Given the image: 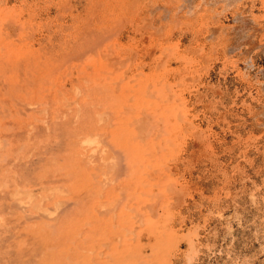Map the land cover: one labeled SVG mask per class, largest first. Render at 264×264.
Here are the masks:
<instances>
[{"label":"bare ground","instance_id":"obj_1","mask_svg":"<svg viewBox=\"0 0 264 264\" xmlns=\"http://www.w3.org/2000/svg\"><path fill=\"white\" fill-rule=\"evenodd\" d=\"M193 1L0 0V185L5 186L0 187V200L6 201L9 210H19L17 220L26 219L25 224L17 222V236L13 240L10 237L15 233L12 230L15 223L12 221L8 230L0 227V250L4 247L3 241L18 247L14 251L18 256L12 260L5 259L10 252H1L0 264H173V256L179 253V245L175 243L178 236L175 237L171 224L166 223L170 203L163 204L159 196L167 197L170 195L167 193L175 190L181 163L189 169L183 155L190 157L199 149L213 145L207 142L205 134L198 132L199 127L198 131L195 129L193 117L183 114L184 109L189 110L186 99L189 96L185 98L183 92L189 93L191 88L181 85L191 73H186V65L181 68L187 57L185 49L179 48L190 38V33L189 41L201 37L210 41L215 33L220 41L234 29L223 23L227 13L235 23L245 24L246 10L251 12L257 4L264 8V0H244L246 3L203 0L208 5L204 8L203 1L200 4ZM205 17H208L206 21H202ZM210 17L214 19L209 23ZM198 23L205 25V29H197ZM260 23L258 20L259 26H251L248 36L257 28L263 29ZM175 35L176 42L172 39ZM242 35L238 42L242 41ZM173 63L181 66L173 67ZM56 85L54 91L61 99L57 106L47 107L48 99L52 103L57 101L54 92L47 93V88ZM197 90H192L196 92L195 103L203 102L204 96L210 95ZM71 91H77L80 96L85 93L88 98L92 96V104H96L89 108L93 112L88 114L85 111L88 108L80 102L74 108L68 98ZM99 107L104 112H97ZM42 109L51 115L43 118ZM189 127L195 131L187 135ZM41 135L48 142L54 138V144L48 146L50 153H56L50 175L45 173L40 178L34 173L39 158L50 156L46 147L43 156H37L39 161L30 153L28 160L24 158V164L9 165L19 144L34 149L36 141L41 143L37 139ZM189 137L193 138L190 142ZM38 145L41 149V144ZM17 154V158L24 155H19V151ZM10 175L13 176L11 190L7 185ZM41 179L47 184L41 186ZM131 190L143 195L145 200L147 196L152 197L144 204L145 211L141 212L144 216L135 210V203L125 205V209H117L119 201L110 204L115 196L124 198ZM36 191L40 196L50 194V204L54 205L49 209L42 207L45 212L37 211L34 216L37 203L28 202L20 195ZM62 194L66 198L60 199ZM139 208L142 210V206ZM24 210L30 214L27 216Z\"/></svg>","mask_w":264,"mask_h":264},{"label":"rangeland","instance_id":"obj_2","mask_svg":"<svg viewBox=\"0 0 264 264\" xmlns=\"http://www.w3.org/2000/svg\"><path fill=\"white\" fill-rule=\"evenodd\" d=\"M202 1L203 0H199V1L194 0L193 2L200 4ZM242 2H244V0H242ZM204 3H205L204 1L201 3L203 8L208 6ZM244 3H246V1ZM258 5H260V4H257L256 7H258V8H256V7L253 8L251 12L246 10L247 11L245 13V18H246L245 24L247 23L246 25L244 23H240L239 21L238 22L236 21V23H235V21L232 19L231 15H229L227 13L226 14L227 17L225 16L222 18L224 20L223 23L225 22L224 25H226V26L232 25L234 27V29L231 32L229 31L230 33L228 32V34L225 33L223 35V38L220 39V41H219L218 33H215L212 40H210V41L204 40L203 37H201L200 40H196V38H195V40L193 39V40L189 41V39H191V36H192L190 33L188 36L190 38L187 41L186 40L183 41V43H184L183 46L181 45L179 48L181 50L185 49V57H187L186 62H185L186 64L184 62L183 63L181 62L182 63L181 68L183 69L184 66L186 65V67H187L186 70H188V71H186V73L187 74L191 73L190 75H187L188 77L186 76L187 77L186 78L187 80H185L186 82L182 83V85H181L183 88H188V87L191 88L190 89L191 91L189 93L186 90H185L186 92L185 91L183 92L185 94V98L189 96L188 98H186L189 102L188 106H187V108L189 110L187 111L184 109L183 110L184 113L183 112L182 113L184 115L185 114L189 115L190 118L193 117L192 118L193 119V126H195V129L197 130V128L199 127V129H198L199 131L198 130L197 131L199 133L201 132V134L202 133L205 134L204 136H206L207 142H209V144L211 143L210 145H212V144L213 145H212V147H209V149L208 148L207 149H201V150L197 149L198 151L195 153V155L190 156L191 158L189 156L187 157V154L183 155L182 157L185 158V164L187 163V167H189V169L188 168L185 169V166L182 165V163L180 164L179 169L178 170L176 169L177 170V176H179V175L180 176L177 179V183L175 185V190L173 192L171 191V193H167V194L171 195V198H170V195L167 196L168 198L171 199V201L167 197L160 198V196H159V199L161 200L162 203L163 202L164 203L165 202L170 203L171 210H169V212H168V217H167L166 223L171 224V225L170 224L169 225L172 226L173 233H174L175 237L178 236V239L175 243L179 245V248H178L179 253H178L177 257L173 256V258H172L173 264H188V263L189 264H201V263L202 264H264V105H263L264 104V102H263L264 101V91H263L264 90V86H263L264 85V69H263L264 68V20H263L264 19V16H263L264 8L262 9ZM202 13H204V12L202 11ZM204 15H206V13H204ZM207 18L205 17L204 19H202V21H204ZM213 19L214 18L210 17L209 23ZM258 20L261 22L260 24L263 25V29L257 28L254 30V32H255L254 34L248 36V34H250V33H248L247 31L252 28L251 26H253V27L259 26L257 24ZM250 21H252V22H250ZM255 21H256V23L254 24ZM250 23H253V24H250ZM242 24H243V26H242ZM247 25H249V26H247ZM202 26H203V28H202ZM202 26L199 25V23H198V25H196L195 27L197 29L198 28L202 29V30L205 29V25H202ZM240 26H242L243 27L242 29H244L245 31H243L242 29L240 30V28H241ZM237 28L239 29L238 31L235 30ZM246 28H247V30H246ZM235 31H237V32H235ZM238 32H239V34H238ZM232 34H235V35H232ZM176 35L174 36V38H172L173 41H175V42H176ZM241 35H242V37H241L242 41H240L241 42V44H240V42H238V41L240 39L239 36H241ZM245 35H247V36H245ZM225 36H226V38H225ZM227 37H229V38L231 37L230 40L232 39L231 40L232 42H230L229 38H227ZM236 37H238V38H236ZM243 39H244V42H243ZM222 40H223V42H221ZM236 40L239 44H236ZM170 41L173 42L172 40H170ZM224 41H228V42H224ZM233 42L236 44V46L233 45L234 44ZM230 43L232 44V46H230V48H229L231 51L228 49L229 45H231ZM249 43H250V45H249ZM187 44H189V45H187ZM223 44L228 45V47L224 46ZM257 44H259L260 46H258ZM190 45L192 46V48H190L191 47ZM221 45H222V47H221ZM237 45H240V47ZM241 45H243V46H241ZM188 46H190V47H188ZM219 46L221 47V49ZM234 46H235V48H232ZM231 48L233 50L234 49H236V50L233 51ZM259 48H261V50ZM176 49L177 48H175L174 50H176ZM190 49H191V52H190ZM251 49L253 52L251 51ZM212 50H213V52H212ZM239 50L242 52H240ZM226 51L228 52V54ZM229 51H230V53H229ZM244 51L246 52V54ZM204 52H206V53H204ZM224 53H226V54H224ZM247 57H249V58H247ZM200 59L203 62H201ZM243 60H245V61H243ZM251 60H253V61H251ZM218 61H220V62H218ZM247 62H249V63H247ZM181 63H173L174 64L173 67H176V65L181 66L180 65ZM220 63H221V65L222 64L223 65L221 66ZM188 64H190V65H188ZM207 64H208V67H207ZM232 65H234V66H232ZM249 65L251 67L252 66L253 67L251 68ZM195 66H196V69H198V70L195 69ZM210 68L212 71L210 70ZM218 68H219V70H218ZM205 70H206V72H205ZM194 71H195V73H194ZM238 71H240V72H238ZM227 72H229V73L227 74ZM224 73L226 74L225 77H224ZM243 73H245V74H243ZM207 75H208V77H207ZM204 76H206L207 78ZM57 84L59 86L60 83L57 82ZM183 84H185V85H183ZM196 85H198L199 87ZM58 86L57 85L51 86V89L49 87V90L47 88V93L50 92V90H51L52 92H54L53 94L55 95V99H57L56 102H53L54 104L52 103V101H50L48 99L49 104H47V107H51V106L54 107V106L58 105V100L61 99V97H60V95H56L57 92L54 91L55 88ZM203 86L205 88H203ZM197 88H198L197 91L204 93L205 95H206V93L208 95L210 94L209 96H204L206 99L204 98L203 102L195 103V101H194V98H195L194 93L196 94V92H194V91ZM180 89H182V88H180ZM235 89H237V90H235ZM192 90H194V91H192ZM200 90H202V91H200ZM203 90H204V92H203ZM213 92H214V94L216 93V95L212 96ZM186 93H187V95H186ZM239 93H241V94H239ZM223 94H225V95H223ZM231 94H233V95H231ZM81 96H83V98H81ZM81 96L77 94V91H76V93H73V91H71L68 98H69L70 102H73L72 106H74V108H76L80 102L83 105V107L88 108L87 110H85L88 114L92 113L93 110H90L91 108H89V105L92 106L93 104H96V102L92 104L93 101L91 99L93 97L89 96V98H88L87 95H85V93ZM84 96H86V98ZM48 98H49V96H48ZM98 98H99V95H98ZM212 98H214V99H212ZM223 99H224V101H223ZM242 99H243V101H242ZM258 99H259V102H258ZM86 100H91V101L86 102ZM213 101H215V102L213 103ZM229 101H231V102H229ZM230 103L232 105L234 103V105L232 106ZM196 104H197V106H196ZM223 105H225V106H223ZM195 106H196V108H195ZM205 106H207V107H205ZM220 108H221V110H220ZM63 109H65V108H63ZM72 109H73V107H72ZM99 109H100V111H99ZM101 109H102L101 107L97 108V112H104ZM42 110H44V109H42ZM191 110H193V112ZM258 110H259V112H258ZM94 112H96V111H94ZM225 112L226 113L229 112V113L226 114ZM48 113L49 112H46L44 110L43 111V118L45 116L49 117L51 115ZM206 113H207V115H206ZM211 113H212V115H211ZM223 113H225V115ZM45 114H47V115H45ZM221 114H223V115L221 116ZM40 115L42 116V113ZM217 115H218V117H217ZM256 116H257V118H256ZM194 117L195 118L197 117V118L194 120ZM212 117H214V118L212 119ZM224 118L226 120H224ZM208 119L210 121H208ZM72 120L74 121L73 118H72ZM199 120L200 121L202 120V122H200ZM218 122L221 124H219ZM191 129L192 128L189 127L187 129L188 132L186 130L187 135L189 132L195 131V129H192V130ZM228 129H230V130H228ZM204 131H205V133H204ZM232 135H234V136H232ZM190 137L187 139L188 142H190V140L193 139V138L191 139ZM37 139H40L41 143H38V144H41L40 145L41 149L38 148V146H39L37 144L38 141H36L34 143V147H35L34 149H36V150H34L33 147L27 148V147H24L22 144H19L18 148L14 149V154L11 156L13 159L11 158L12 160L10 161V163H12V164L9 163V165L13 166V164H14L16 167H18V165H16V164H24V162H25L24 158H27V160H28L30 153H32L35 161H39V159H40V161L38 163H36V165H37L36 171L37 172H34V173H36L37 175H40L41 176L40 178H44L43 176H45L44 175L45 173L50 175L51 171L53 170L54 165H52V163L54 164L53 158L55 157L54 155L56 153L51 152L52 153L51 154L49 152L48 146L54 144V141H53L54 138H51L52 139L51 142H48V140L44 136L42 137V135ZM97 139H98V137H97ZM222 139L224 141H222ZM213 140H216V141H213ZM20 141H22V140H20ZM0 147H1V144H0ZM44 147H46V149L48 150L47 152L50 154V156L47 155L49 158L41 159L42 158L41 156H43V153H44L43 152ZM189 148H190V146H189ZM18 151H19V155L24 154V155H22L23 159L21 158V156H19L18 158L16 157V156H18V154H17ZM204 151H206V153H204ZM189 152H190V149H189L188 153ZM210 152L212 153L211 155H209ZM15 154H17V155H15ZM203 155H205V157ZM37 156H40L41 158L37 159ZM16 158H17V160L19 158L20 159L17 161V160H15ZM203 158H205V159H203ZM12 161L13 162L17 161V163H13ZM18 162H20V163H18ZM221 164L223 165V168H222ZM48 170H50V171H48ZM218 172H221L222 174L221 173L219 174ZM182 173H184L182 176H184L185 179H184V177L181 176ZM12 177L13 176L10 175V179H9L8 184H7V185H9L8 189H10V190L13 187ZM41 181H43L41 186L47 184V183L44 184L45 179H41ZM37 182H38V180H37ZM45 182H47V181H45ZM181 183H183V184H181ZM181 186H182V188H181ZM183 186H185V187H183ZM0 187L4 188L5 186H4V184H2V185H0ZM135 188H136V186H135ZM96 189H98V188H96ZM37 193L38 192L36 191L35 193H32V194L24 193L25 195L24 194L20 195L21 198L26 199L28 202L37 203L38 207L36 208V210L33 211L34 214L32 213L34 216L36 215L37 211L38 212L43 211L42 207H44V208L48 207L47 209H49V208H52L54 205V204H50L52 201V199H50L52 197V196H50V194L47 193L43 196H40L39 193L38 194ZM174 194H175V196H174ZM13 195H17V193L13 194ZM49 196H50V198H49ZM15 197L16 196H13V198H15ZM120 197H121L120 195L115 196L112 200V203H110V204L113 205L115 202L117 203V201H119L118 205L116 206L117 209H122V208L125 209V205H130V204L133 205L135 203L136 205H133V206L135 207V210L139 211V213L144 212L145 211V210H143L144 204H147L150 202V200H152V197H148V196H147V199L145 200L143 195H138V192H135L134 190H131V193L128 192V194H126L124 198L122 196L120 199ZM8 198H10V197H7V199ZM59 198L60 199L66 198V196L64 194H62ZM100 198H102V196H100ZM60 199H58V200H60ZM104 199L110 200L109 197H106ZM40 201H41V205H40ZM194 201H196V202H194ZM0 202H1L0 203V205H1V207H0V211H1L0 212V227L1 228L4 227L8 230L11 226L10 224H12L14 222L15 223V229H12V228L11 229L15 233L13 234L12 237H10L13 240V238L15 236H17V233H16L17 222L20 224H25L24 220H26V219L17 220L16 216L18 215L19 210L18 211L13 210V209L9 210L11 208L7 207V204L5 203L6 201H4V199H1ZM107 203H109V201ZM178 204H181V205H178ZM141 206H142V210L139 208ZM173 206L177 207V209L173 210V208H174ZM126 207H128V206H126ZM158 207H159V209H164L163 207L162 208H160V206H158ZM138 209H140V210H138ZM21 211L22 210H20V213H21ZM49 211H53V210H49ZM156 211L158 213H161V210H158V208ZM24 212L27 216L30 214L29 210H24ZM43 212H45V211H43ZM16 213H17V215H16ZM178 213H179V215H178ZM144 214L142 215V213H141L140 215L144 216ZM173 214H174V216H173ZM180 217H181V219H180ZM35 218L36 217H34V220H36ZM177 220H178V222H177ZM181 221H182V223H181ZM33 223H35V221H33ZM1 228H0V231H1ZM23 235H24V233H23ZM7 239L11 241V239H9V238H7ZM188 242H190V243H188ZM12 243L13 242L9 243V242L3 241L4 247H2L0 250V253L1 252L3 253L5 251L10 252V254H7V256L5 257V259H7V261H8V259L12 260V258L14 259L15 256H18L16 254V252H14L18 247H17V245H14ZM191 248H192V250H191ZM184 256H186V257L184 258ZM188 258H190V259H188Z\"/></svg>","mask_w":264,"mask_h":264}]
</instances>
